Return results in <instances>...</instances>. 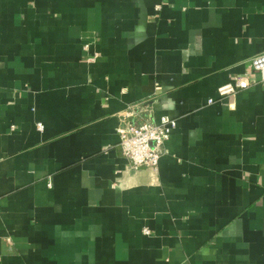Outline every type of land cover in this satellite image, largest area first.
Here are the masks:
<instances>
[{"label": "crops", "instance_id": "crops-1", "mask_svg": "<svg viewBox=\"0 0 264 264\" xmlns=\"http://www.w3.org/2000/svg\"><path fill=\"white\" fill-rule=\"evenodd\" d=\"M262 53L264 0H0V264H264V80L216 93Z\"/></svg>", "mask_w": 264, "mask_h": 264}, {"label": "built area", "instance_id": "built-area-1", "mask_svg": "<svg viewBox=\"0 0 264 264\" xmlns=\"http://www.w3.org/2000/svg\"><path fill=\"white\" fill-rule=\"evenodd\" d=\"M250 66V74H238L230 82L217 88L218 98L248 88L251 85L250 80L254 77L264 80V53L251 58ZM154 89L158 91L159 86ZM142 108L143 104L140 103L129 105L120 114L116 127L117 145L132 169L144 167L156 171L170 133L176 127V120L160 116L156 121H144L140 118ZM144 232L148 233L147 230Z\"/></svg>", "mask_w": 264, "mask_h": 264}]
</instances>
